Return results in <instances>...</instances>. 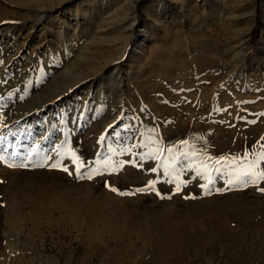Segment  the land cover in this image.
I'll return each mask as SVG.
<instances>
[{
	"label": "rangeland",
	"instance_id": "obj_1",
	"mask_svg": "<svg viewBox=\"0 0 264 264\" xmlns=\"http://www.w3.org/2000/svg\"><path fill=\"white\" fill-rule=\"evenodd\" d=\"M0 105V264H264V0H0Z\"/></svg>",
	"mask_w": 264,
	"mask_h": 264
},
{
	"label": "snow or ice",
	"instance_id": "obj_2",
	"mask_svg": "<svg viewBox=\"0 0 264 264\" xmlns=\"http://www.w3.org/2000/svg\"><path fill=\"white\" fill-rule=\"evenodd\" d=\"M0 107H2V105H0ZM262 148H264V146H262ZM38 151V149H37ZM5 157L3 155H0V160H4ZM222 160L225 158H221ZM235 159L233 158V160L231 161H226L227 163H235ZM259 159L260 160H264V151L259 153ZM72 160L74 163H76V171L78 175H82V173L80 172V168L83 166L82 163L79 162V158L76 157L75 155L72 156ZM216 164H219L220 161L217 160L215 161ZM10 167L13 166H17V167H26V164H19V165H15V164H9ZM52 167H57L56 164H53ZM258 167V164L256 162H254L251 166H249V168L245 171H243L242 173H240L239 175L236 176V180H238L241 184H255L260 180H264V169L260 170V171H256V168ZM63 171L68 172V168L67 167H63L62 168ZM155 171V170H153ZM71 174V173H70ZM87 178L91 179L92 175L90 174ZM231 182V181H230ZM155 189V182H150L149 185L147 186L146 190H154ZM180 190V185H177V191ZM113 191H115V189H113ZM261 191H264V189H261ZM187 198V197H186Z\"/></svg>",
	"mask_w": 264,
	"mask_h": 264
},
{
	"label": "bare ground",
	"instance_id": "obj_3",
	"mask_svg": "<svg viewBox=\"0 0 264 264\" xmlns=\"http://www.w3.org/2000/svg\"><path fill=\"white\" fill-rule=\"evenodd\" d=\"M180 1H181V0H180ZM129 12H130V11H128V10H125V11H124V13L127 14V15L129 14ZM132 13H133V12H132ZM132 13H130V14H132ZM130 18H131V21H132V23L130 24V26H132L134 20H132L133 17H130ZM120 53H122V51H121ZM122 54H123V53H122Z\"/></svg>",
	"mask_w": 264,
	"mask_h": 264
}]
</instances>
